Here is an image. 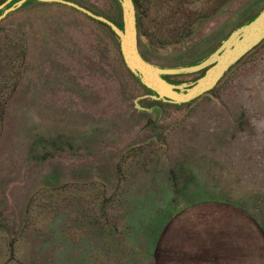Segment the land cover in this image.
<instances>
[{
	"label": "rangeland",
	"instance_id": "374dc122",
	"mask_svg": "<svg viewBox=\"0 0 264 264\" xmlns=\"http://www.w3.org/2000/svg\"><path fill=\"white\" fill-rule=\"evenodd\" d=\"M71 1L121 24L117 0ZM134 1L159 66L195 63L264 5ZM144 94L83 13L36 2L0 20V264H172L160 228L206 197L244 206L264 237V40L188 104L139 100L159 118L135 109Z\"/></svg>",
	"mask_w": 264,
	"mask_h": 264
},
{
	"label": "water",
	"instance_id": "95a60500",
	"mask_svg": "<svg viewBox=\"0 0 264 264\" xmlns=\"http://www.w3.org/2000/svg\"><path fill=\"white\" fill-rule=\"evenodd\" d=\"M3 0L0 3V20L9 13L30 3H58L73 8L87 17L99 22L114 37L121 60L128 72L148 91L134 100L137 110L157 111L158 106H142L140 99L146 98L173 105L188 104L201 95L211 92L224 74L242 57L264 40V5L232 28L219 44L207 55L201 56L192 64L159 66L149 61L140 51L138 44L137 16L134 0H117L121 11V24L96 13L71 0ZM8 3V4H7ZM7 5V6H6ZM198 73L190 81H173L172 76ZM202 72L200 75L199 73Z\"/></svg>",
	"mask_w": 264,
	"mask_h": 264
},
{
	"label": "crops",
	"instance_id": "0c3cea01",
	"mask_svg": "<svg viewBox=\"0 0 264 264\" xmlns=\"http://www.w3.org/2000/svg\"><path fill=\"white\" fill-rule=\"evenodd\" d=\"M160 229L162 237L171 235L172 264H264L260 226L233 200H190L172 212ZM157 241L161 251L169 248L164 238Z\"/></svg>",
	"mask_w": 264,
	"mask_h": 264
},
{
	"label": "trees",
	"instance_id": "16d2710c",
	"mask_svg": "<svg viewBox=\"0 0 264 264\" xmlns=\"http://www.w3.org/2000/svg\"><path fill=\"white\" fill-rule=\"evenodd\" d=\"M30 2H32V1H28V2H26L25 4H23V6H26V5L30 4ZM134 3H135V1H134ZM23 6H22V7H23ZM135 7H136V4H135ZM205 55H207V53H204L202 56H205ZM201 73H202V72H200L199 75H200Z\"/></svg>",
	"mask_w": 264,
	"mask_h": 264
}]
</instances>
